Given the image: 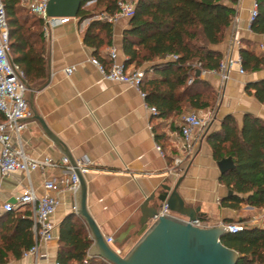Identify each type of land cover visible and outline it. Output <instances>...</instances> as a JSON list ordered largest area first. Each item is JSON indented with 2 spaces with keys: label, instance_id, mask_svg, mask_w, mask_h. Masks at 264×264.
<instances>
[{
  "label": "crops",
  "instance_id": "obj_1",
  "mask_svg": "<svg viewBox=\"0 0 264 264\" xmlns=\"http://www.w3.org/2000/svg\"><path fill=\"white\" fill-rule=\"evenodd\" d=\"M255 1L238 0L235 5L237 20L224 42L215 47L223 55L228 51L234 30L242 42V48L252 44L257 54H264V35L251 31L250 10ZM129 22L122 19L114 25L112 45L105 46L100 52L106 63H111L108 59L111 47L118 49V61L125 63L123 33L128 29ZM89 24L88 19H71L67 24L51 28L49 34L45 35L47 79L40 85H31L37 90L33 108L50 131L63 142L75 161L89 160L88 172L84 177L91 216L106 239L116 241L123 233L129 232L123 244H115L113 248L122 256L131 251L153 224L151 221L144 227L141 225L145 200L160 194L165 184L173 186L181 178L179 194L187 206L201 208L200 221L204 226L216 227L226 220H233L236 224L246 220L245 224L258 226L264 207L243 205L240 210L222 207L221 201L227 197L228 189L220 183L221 173L207 136L218 131L222 120L228 115L234 116L240 126L247 113L264 120V105L245 90L247 83L264 79V69L240 75L235 67L223 87L219 75L202 71L201 78L210 82L218 93V105L215 110H210L213 119L205 135L199 139L195 155L186 158L184 139L178 124L182 116L167 120L152 117L140 89L107 80L92 63L93 49L84 43ZM239 53L236 49L234 57ZM72 66L77 70L67 77L64 70ZM134 70L133 66L128 68V71ZM30 97L29 92L28 100ZM26 124L23 141L30 157L43 159L48 156L57 161L65 157L63 149L45 134L33 115L26 120ZM156 133L165 135L161 143H158ZM156 145L161 146L162 153L156 149ZM177 158L184 159L181 167L177 168L179 175L174 172ZM64 170L65 166L61 165L47 169L45 173H31L30 180L36 193L42 195L44 181L58 178ZM29 184L22 173L0 179V203H11L25 193ZM55 195L60 201L53 218L57 240L40 243V264H52L57 260L60 225L66 216L75 213L76 194L60 190ZM152 206L150 204V208ZM88 258H93L90 250ZM18 264H35V258L24 257Z\"/></svg>",
  "mask_w": 264,
  "mask_h": 264
},
{
  "label": "trees",
  "instance_id": "obj_2",
  "mask_svg": "<svg viewBox=\"0 0 264 264\" xmlns=\"http://www.w3.org/2000/svg\"><path fill=\"white\" fill-rule=\"evenodd\" d=\"M10 32V51L23 69L27 82L34 86L47 79L46 37L43 20L24 14L20 0H3ZM95 5L93 10L87 8ZM238 0H136L135 15L123 33L125 67L142 69L140 89L156 117L167 120L189 112L213 110L218 93L212 84L198 75L218 71L223 53L215 47L222 44L230 30ZM258 15L251 31L264 35V0H257ZM118 0H82L78 18L91 19L95 13L114 14ZM114 25L92 20L84 43L108 68L101 49L113 43ZM243 69L256 73L264 69V54H257L252 44L241 49ZM177 56V60L169 57ZM200 64L201 67H194ZM193 78L192 84H188ZM246 93L264 105V79L249 82ZM161 143L165 135L157 134ZM215 161L231 159L233 167L220 175V183L232 195L222 199V207L240 210L243 205L264 207V120L245 114L240 126L234 116H226L218 131L207 136ZM32 213L28 209L9 212L0 217V264H18L36 244ZM202 221V220H201ZM243 227L221 238L226 247L235 250L237 264H264V228ZM225 224H236L226 220ZM57 261L60 264H108L103 259L88 258L93 245L85 222L75 213L66 216L59 232ZM87 260V263L85 261Z\"/></svg>",
  "mask_w": 264,
  "mask_h": 264
},
{
  "label": "built area",
  "instance_id": "obj_3",
  "mask_svg": "<svg viewBox=\"0 0 264 264\" xmlns=\"http://www.w3.org/2000/svg\"><path fill=\"white\" fill-rule=\"evenodd\" d=\"M50 0H20V6L29 14L43 20L44 33L47 36L51 28L67 24L69 18H53L48 17L47 9ZM89 3L87 6L91 5ZM136 1L118 0V11L114 14L103 13L96 17V20L111 23L116 25L120 20H131L135 15ZM258 15V3L254 2L250 10V22L252 23ZM237 16L234 19L236 22ZM91 22V21H90ZM233 22V24H234ZM228 51L223 55L222 62L218 71L213 73L220 76L222 87L225 86L230 78V73L235 67L238 68L240 75H245L247 72L243 69L241 53L234 57L236 49L241 52L242 42L232 31ZM108 59L111 62L106 68L97 58H92V63L96 65L105 75V78L112 82L126 83L140 89L141 81L144 77L143 69H135L128 71L125 63H120L119 53L116 47H111L108 51ZM170 60H177V56L169 57ZM194 67L200 68V64H195ZM77 70V67L72 66L64 70L67 77L72 76ZM206 72V71H203ZM202 75V72H201ZM25 73L23 69L14 61L10 51V32L7 20L6 7L3 0H0V179L7 176L22 173L30 184L26 188L25 193L20 197L15 198V203H0V217L9 212L20 211L24 209L30 210L32 213L31 220L33 221V232L36 237V244L31 250L25 253L24 257L32 256L35 258V264H40V243H51L57 240L54 234L56 225L53 218L57 214L60 201L55 195L56 192L65 191L76 194L79 189L80 181L74 171V167L70 164L68 158L64 157L57 161L51 157L43 159H35L30 157L24 148L23 132L27 128L26 120L31 117L32 112L28 100L29 89L26 84ZM191 78L188 84H192ZM142 97L145 94L141 91ZM148 110L152 117L158 115L155 107L148 106ZM212 118L208 121L198 115L196 112H189L182 115L179 120V128L184 139V150L186 158L193 157L198 146L199 139L203 137L212 122ZM156 149L162 153V148L156 145ZM184 159L177 158L175 160V173L180 172L177 168L181 167ZM61 165L65 166V170L58 178L46 179L43 183V194L38 195L34 190L30 176L31 173L40 171L45 173L47 169L58 168ZM89 160L84 159L77 162L78 169L85 176L88 172ZM74 210L76 208L74 207ZM173 215L167 204L158 211L155 220L160 216ZM258 222V226L263 228L264 214ZM194 226L206 227L200 220L192 222ZM231 233L240 231L243 224H226ZM256 227V226H255ZM109 244H113L114 239L107 238ZM121 254L120 252H118ZM48 261V257L46 256ZM87 263V260L85 261ZM52 264H60L59 261H54Z\"/></svg>",
  "mask_w": 264,
  "mask_h": 264
},
{
  "label": "water",
  "instance_id": "obj_4",
  "mask_svg": "<svg viewBox=\"0 0 264 264\" xmlns=\"http://www.w3.org/2000/svg\"><path fill=\"white\" fill-rule=\"evenodd\" d=\"M81 7L82 0H50L47 15L53 18L76 19ZM198 75H201V72ZM26 84L31 95L29 104L32 115L55 145L63 149L65 157L68 158L79 178L80 186L76 192L75 214L85 222L90 232L93 241L90 248L91 257L101 258L108 264H237L238 253L221 242L223 236L231 233L225 223L216 227H198L192 224L201 219V208L187 206L180 196L179 187L183 178L173 186L165 184L160 194H154L145 200L141 225L144 227L151 221L153 224L126 256L119 254L113 246L122 245L129 232L123 233L113 244L107 242L88 210L87 183L78 169L77 161L72 158L63 142L50 131L33 108V99L37 90L27 81ZM217 165L222 174L233 167V162L231 159H226ZM230 195L232 192H228L227 196ZM11 203L14 204L15 200ZM150 204H153L151 208ZM164 204L168 205L173 215L160 216L155 220Z\"/></svg>",
  "mask_w": 264,
  "mask_h": 264
},
{
  "label": "rangeland",
  "instance_id": "obj_5",
  "mask_svg": "<svg viewBox=\"0 0 264 264\" xmlns=\"http://www.w3.org/2000/svg\"><path fill=\"white\" fill-rule=\"evenodd\" d=\"M132 1H136V0H132ZM94 7H95L94 4L87 6V8L90 9V10H93ZM24 10H25V9H24ZM24 14H28V12L25 10V11H24ZM97 14H99V13L96 12L95 15H94V17H92L91 19H88V20H90V21H92V20H96V17L98 16ZM142 69H143V68H142ZM217 105H218V101H217V104H216V106H215V108H214L213 110H215V109L217 108ZM198 115H199L200 117H202V118H204V119H206V120L209 121V120L212 118L213 113H211L210 110H205V111H202V112H198ZM21 211H23V210H21Z\"/></svg>",
  "mask_w": 264,
  "mask_h": 264
}]
</instances>
